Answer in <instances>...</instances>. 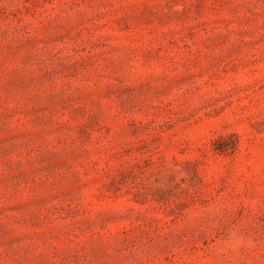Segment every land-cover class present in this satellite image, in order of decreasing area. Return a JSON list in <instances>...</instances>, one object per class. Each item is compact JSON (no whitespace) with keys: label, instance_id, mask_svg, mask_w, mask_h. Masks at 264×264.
Masks as SVG:
<instances>
[{"label":"rangeland","instance_id":"374dc122","mask_svg":"<svg viewBox=\"0 0 264 264\" xmlns=\"http://www.w3.org/2000/svg\"><path fill=\"white\" fill-rule=\"evenodd\" d=\"M0 264H264V0H0Z\"/></svg>","mask_w":264,"mask_h":264}]
</instances>
